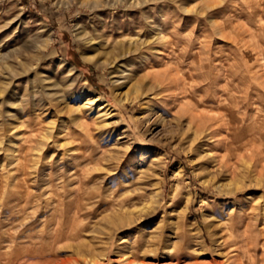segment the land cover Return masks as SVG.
Instances as JSON below:
<instances>
[{
	"label": "rangeland",
	"instance_id": "rangeland-1",
	"mask_svg": "<svg viewBox=\"0 0 264 264\" xmlns=\"http://www.w3.org/2000/svg\"><path fill=\"white\" fill-rule=\"evenodd\" d=\"M0 264H264V0H0Z\"/></svg>",
	"mask_w": 264,
	"mask_h": 264
},
{
	"label": "bare ground",
	"instance_id": "bare-ground-1",
	"mask_svg": "<svg viewBox=\"0 0 264 264\" xmlns=\"http://www.w3.org/2000/svg\"><path fill=\"white\" fill-rule=\"evenodd\" d=\"M107 48V47H106ZM112 53V52H111ZM183 259V258H182Z\"/></svg>",
	"mask_w": 264,
	"mask_h": 264
}]
</instances>
